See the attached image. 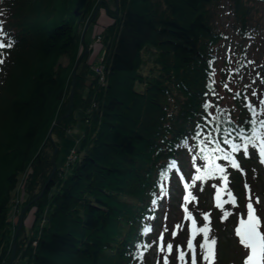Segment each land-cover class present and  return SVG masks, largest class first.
<instances>
[{
  "label": "trees",
  "instance_id": "trees-1",
  "mask_svg": "<svg viewBox=\"0 0 264 264\" xmlns=\"http://www.w3.org/2000/svg\"><path fill=\"white\" fill-rule=\"evenodd\" d=\"M76 2L0 0V29L6 33L0 38L5 44L8 35L15 41L0 53V264H148L137 259V251L153 235L144 229L156 222L151 213L157 212L172 157L195 170L203 157L197 156L193 129L207 131L209 121L218 128L243 126L250 114L241 90L251 92L260 80L264 94V0H119L118 8L116 0H89L79 15ZM225 6L236 22L227 54L219 51L226 39L219 22ZM102 15L107 22L99 23ZM88 22L86 32L97 26L93 37L103 46L101 58L85 52L94 44L82 39ZM252 44L261 47L260 59H252ZM223 59L217 87L206 70ZM95 63L102 66L104 82ZM209 85L219 99L208 98ZM223 91L232 93L226 103ZM209 99L213 109L205 113ZM81 122L82 137L69 145L76 148L75 158L53 172V156L57 161L60 144ZM254 161L243 155V171L228 169L229 178L237 175L230 182L237 203L227 197L223 208L209 200L224 178L198 180L194 171L188 173L196 180L197 198L188 201V209L199 224H210V238H217L214 264H231L239 254L230 244L237 238L232 225L238 209L247 207L244 182L253 186ZM24 175L18 206H27L25 217L36 208L30 227L19 226L10 213ZM208 210L210 219L203 215ZM164 216L167 241L187 240L182 229L171 235V217ZM197 255L207 264L199 248Z\"/></svg>",
  "mask_w": 264,
  "mask_h": 264
},
{
  "label": "snow or ice",
  "instance_id": "snow-or-ice-1",
  "mask_svg": "<svg viewBox=\"0 0 264 264\" xmlns=\"http://www.w3.org/2000/svg\"><path fill=\"white\" fill-rule=\"evenodd\" d=\"M3 21H0V25ZM6 33L0 29V37L5 36ZM7 40L10 42L5 44L3 39H0V47H11L14 43V38L10 35L7 36ZM0 62H3V56L0 55ZM215 84V81H212ZM253 96L256 93L252 94ZM247 100V108L250 110V117L240 126L239 129L232 127L231 125H225L222 128L213 127L205 131L203 127H197L193 129L192 135L196 141H199L200 147L197 152L198 157H203V161H206V167L202 166V163L196 164V167L200 169L196 173L198 180H206L210 176H221L227 181L226 174V163L220 162L221 159L225 162L231 161L235 168H241V165L237 159L236 153H239L243 149V154L245 156L250 155L249 148H253L258 151L260 159L264 162V118H255L258 116H264V98H260L258 103H254L251 99L245 96ZM205 109H213V101L207 100L204 104ZM228 118L231 120L230 114ZM203 120L207 121L208 117L204 116ZM223 123V121H221ZM206 137L202 139L200 134ZM223 141V143L221 142ZM185 144H189L187 139L184 140ZM228 145L230 147H226ZM174 167H178V164L174 162ZM193 184L196 180L192 181ZM250 188V186H249ZM229 196L232 197L231 203L236 204V197L229 192ZM192 200H196L191 191H189L188 196L185 197ZM256 201L259 202L260 198L257 195ZM216 204L220 208L224 207V202L221 200L220 192L216 193ZM248 214L247 218L243 217L240 220V226L238 230L239 237L241 238V243L249 250V254L246 255V264H264V218L261 214H258V208L256 204L251 202V196L249 195V202L247 203ZM184 210L187 216L191 219V239L186 241V245L177 243L176 250L177 256L174 259L177 260V264H189V258L191 264H200L197 260V247L199 246L202 260L207 262V264H214L216 260V243L217 238H210V224H204L202 227L198 225L196 216L192 211H188V205H184ZM205 217H209L208 212H204ZM221 219H227V215L221 217ZM149 229H144L145 233ZM177 232L171 233L172 236L177 235ZM198 234H202L200 239H197ZM190 250V257L189 252ZM159 250L165 252L163 259L165 264H170L169 255L174 251V245L171 240L165 242L163 236L160 237ZM141 259L143 256L141 254ZM159 264V261L157 262Z\"/></svg>",
  "mask_w": 264,
  "mask_h": 264
},
{
  "label": "rangeland",
  "instance_id": "rangeland-1",
  "mask_svg": "<svg viewBox=\"0 0 264 264\" xmlns=\"http://www.w3.org/2000/svg\"><path fill=\"white\" fill-rule=\"evenodd\" d=\"M112 1V0H111ZM234 12H233V10H232V8H229L228 6H225V8L222 10V12H221V14H220V19H219V22H220V25L222 26L221 27V32H223V33H226V34H228L229 36H233V38H236V32H235V30H234V27H233V25L236 23L235 21H234ZM108 21V19H107V16H103L102 15V17H101V19L99 20V23H104V22H107ZM262 23L264 24V19H262ZM96 28H97V26H96V24L94 25H92L90 28H89V30L87 31V32H85V36H84V38H85V41L86 42H88L89 44H93V50H91L90 49V46H89V50L91 51V52H93V53H95L96 55H95V57L97 58V55H98V57L99 58H101V56H102V50H101V47H102V49H103V46H102V44L100 43H98L97 41H95V38L93 37V35H94V31L96 30ZM240 33H242V32H240ZM232 40V38H229V42ZM227 48H228V41L226 42V44H221L220 45V50L222 51H226L227 50ZM88 50V51H89ZM251 55H252V58H255V59H260V57L262 56V49H261V47L260 46H258V45H254L253 44V49H252V52L250 53ZM95 65H97L96 63H95ZM224 65V64H223ZM146 66H149V67H146L145 68V72L146 73H150L151 72V70L150 69H152V67H154V64L152 63V62H150L149 63V65H146ZM245 67H246V65H245ZM208 70H209V73L207 74V75H211V77H209V80L211 81V80H213L214 78H212V74H211V71H210V67L206 70V72H208ZM212 82V81H211ZM210 82V83H211ZM254 85H253V87L252 88H250L251 89V92L249 91V90H241V91H243V93H244V96H247L249 99H253V102L255 101V99H260V98H262V96L264 95L262 92H261V89H260V86H261V84H262V81H260V80H257L255 83H253ZM215 86H217V87H220V85L221 84H218V83H216L215 82V84H214ZM222 87H223V85H222ZM224 87H226V84L224 85ZM211 86L209 85L208 86V88H207V91H208V98L211 96L212 98L214 97V98H216L217 97V95H218V90H216V89H214V88H212V91H211ZM225 89V88H224ZM232 89H233V87H232ZM72 91V90H71ZM260 91V92H259ZM229 93L230 94H232L231 92H229V91H223L222 92V94H223V96H221V99L223 98V102H225L226 103V100H227V98H228V96H229ZM253 93H256V95L255 96H253L252 94ZM217 99V98H216ZM218 99H219V95H218ZM214 100V99H213ZM73 101V100H72ZM72 102H71V100H70V104H71ZM261 106V105H260ZM247 107V106H246ZM247 111V114H248V111H249V114H250V110L249 109H246ZM205 111V113L207 112H209V111H212V110H210V109H205L204 110ZM251 115V114H250ZM249 115V116H250ZM257 118H259L258 116H257ZM83 128H84V124L81 122V123H78L76 126H75V128L73 129V131H70L69 132V137H68V139L66 140V141H63L61 144H60V147H61V150H60V156L58 157V160L56 161L57 162V164L60 166V167H62L63 169L64 168H66L67 167V160H68V157L71 155V153H72V150H74V149H76L75 148V146L73 147V148H71V150L69 149V145L72 143V145H76V144H78V142H79V140H80V138L82 137V133H83ZM69 151V152H68ZM186 152H188V151H185V153ZM55 156V155H54ZM53 156V157H54ZM188 162H193L190 158H188ZM188 162H187V160H186V163L188 164ZM259 166H260V163H259ZM184 167H186L185 166V164H184ZM261 167V166H260ZM187 171H194V173H195V175H196V173L198 172V171H200V169L199 168H195V170H193V169H191V168H189L188 166H187ZM233 169V168H232ZM258 169H259V167L258 166H256L255 167V169H254V174H253V177L255 176V175H258V177H259V179H256L255 177V182L254 181H252L253 183H255V184H253V187H254V192L256 193V194H258L259 195V197L261 198L260 199V203H261V215H263L264 216V178L262 177V174H259V172H258ZM26 176L27 175H24L23 177H24V179L26 178ZM174 181L175 182H177L178 181V179H180L181 177L179 176V175H175V173H174ZM180 177V178H179ZM237 177V175H236V173H235V175H234V177L233 178H231L232 179V181H234L235 180V178ZM172 193H174V195H175V188H174V191H173V189H169ZM168 196V195H167ZM172 200V199H171ZM210 202H212L213 201V198L212 199H210L209 200ZM172 202L174 203V202H176L174 199L172 200ZM185 204H187L186 202H185V198H184V195H182L181 197H180V199L177 201V204H170V206H168L167 208L165 207V203H162L161 205H160V208L163 210V211H161L160 213H159V216H160V220H161V222H164V212L165 211H168V213H169V215H170V217L172 218L171 220H170V222H169V225L170 224H172L174 227L176 226L177 227V229H178V231H180L181 229H183V231L184 230H186L187 229V226H188V223H185V219H184V215L185 216H187V213L185 212V210H184V205ZM175 205V206H174ZM174 206V207H173ZM165 210V211H164ZM35 211H36V208H33V210L31 211V213L29 214V216H28V218L26 219V223H27V225H28V227H30L31 225H32V221H34V217H35ZM162 213V214H161ZM245 212L243 211V208L242 209H240L239 211H238V215H240V217L242 218H245ZM163 219V220H162ZM167 222H168V220H166ZM240 225V223L238 222L237 223V227ZM233 226V225H232ZM167 228H169V226L167 227ZM152 229H154V228H152ZM162 230H165V227L163 226V228H162ZM235 230H236V228H235ZM159 236H161V235H159ZM153 238H154V236H153ZM155 239V238H154ZM181 242H184L183 240H181ZM231 245H233L232 247L233 248H235L236 250H237V252H239V254L236 256H234L233 258H232V261H231V264H246V255L247 254H249V250L248 249H246V247L241 243V238L239 239V238H235V241H233L232 243H230ZM158 245V244H157ZM183 245H185V242L183 243ZM139 247V246H138ZM157 248V247H156ZM158 250V249H157ZM156 252V249L154 248V245L153 246H151L150 247V249H149V251L147 252V255H148V257H149V259H150V257H151V259L149 260V264H157V262L159 261V264H165V262H164V259H163V257H164V255L166 254L165 252H161L158 256H161L162 255V258H158V256H156V255H151V253H155ZM176 256H177V253L175 254ZM169 260H170V262H172L173 260H174V257L173 256H171V255H169ZM18 264H23L22 262H20V263H18Z\"/></svg>",
  "mask_w": 264,
  "mask_h": 264
},
{
  "label": "water",
  "instance_id": "water-1",
  "mask_svg": "<svg viewBox=\"0 0 264 264\" xmlns=\"http://www.w3.org/2000/svg\"><path fill=\"white\" fill-rule=\"evenodd\" d=\"M116 1H117V8H118V7H119V0H116ZM88 4H89V0H77L76 5H75V7H74V13L77 14V15L83 13V12L86 10ZM97 12H98V9L96 10L95 15L97 14ZM89 24H90V22H88V23L86 24L85 29H84V31H83V35H82V39H83V40H85L84 36H85V32H86V30H87ZM88 50H89V47L86 46L85 52H87ZM77 64H78V63H76V65H75V67H74V69H73L74 71H75L76 68H77ZM75 78H76V75L74 74V82H73L72 91H71V94H70V100H71V102H72V100H73V96H74V92H75V88H76V81H75ZM56 123H57V122H55V123L53 124L52 128L50 129V131H49V133H48V137H49L50 139H53V134H52V132H53V128L55 127ZM53 160H54V170H53V172H55L56 169H57V165H56V162H55V157L53 158ZM43 192H44V190L40 193L39 196H42V195H43ZM26 209H27V206L24 207V208L22 209L21 220H20V226L23 224V218H24V215H25Z\"/></svg>",
  "mask_w": 264,
  "mask_h": 264
},
{
  "label": "built area",
  "instance_id": "built-area-1",
  "mask_svg": "<svg viewBox=\"0 0 264 264\" xmlns=\"http://www.w3.org/2000/svg\"><path fill=\"white\" fill-rule=\"evenodd\" d=\"M97 70L99 71V73L103 74L102 68L98 67ZM102 78L104 79L103 75H102Z\"/></svg>",
  "mask_w": 264,
  "mask_h": 264
}]
</instances>
